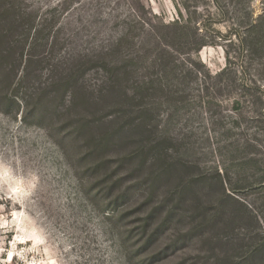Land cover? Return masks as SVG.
<instances>
[{"label": "rangeland", "instance_id": "1", "mask_svg": "<svg viewBox=\"0 0 264 264\" xmlns=\"http://www.w3.org/2000/svg\"><path fill=\"white\" fill-rule=\"evenodd\" d=\"M263 14L0 0V264H264Z\"/></svg>", "mask_w": 264, "mask_h": 264}, {"label": "trees", "instance_id": "2", "mask_svg": "<svg viewBox=\"0 0 264 264\" xmlns=\"http://www.w3.org/2000/svg\"><path fill=\"white\" fill-rule=\"evenodd\" d=\"M248 14H250V12H248L247 11V15ZM264 17V14H263V16L261 17V18H263ZM261 18L260 17H258L257 19H253L252 17L251 18H249V19H244L242 22H244V24H245V27H246V29H247V31H250L251 32V30L253 31H258L259 29H260V27H261ZM174 23H177V21H174ZM258 38H260V37H257V36H255L254 35V37H253V41L255 42V43H257V42H259V40H258ZM126 98H128V95H127V97ZM142 146V145H141Z\"/></svg>", "mask_w": 264, "mask_h": 264}]
</instances>
